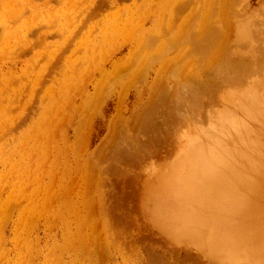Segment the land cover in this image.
Segmentation results:
<instances>
[{"label": "rangeland", "instance_id": "374dc122", "mask_svg": "<svg viewBox=\"0 0 264 264\" xmlns=\"http://www.w3.org/2000/svg\"><path fill=\"white\" fill-rule=\"evenodd\" d=\"M0 1H2L0 4V37L2 36L0 38V70L2 69V72L9 76V82L6 89L2 91V95H9L13 99L14 104L10 107V112L15 115L13 122L7 126V133L0 135V174L5 176L4 178L0 175V264H130V255L133 253L130 251L131 244L128 245L127 242L131 243L133 234L135 237L138 235L136 238L142 240L138 244L141 249L144 243L149 241L151 243L148 244L154 243L159 249L161 247L167 249V241L171 239L170 234L156 228L158 223L151 221L149 215V198H144V195L140 198L138 194V197L135 196V191L138 192L139 189L136 190L135 187L134 189L132 183L139 185L138 188H145L146 185L143 183H151L155 173L160 174L175 159L174 154L178 144L185 141V138L182 139L184 136L180 137L182 141H178L177 133L182 135V132L188 129L187 123L191 128L200 121L205 124L207 119V116L204 118L205 111L220 110L219 107L223 110L229 97L235 98L234 93L237 91H239L238 95L241 94L240 88L228 87L226 84V93L223 94L224 88H220L222 94L214 95V100L218 96L221 101L218 99L216 101L222 102V105H217V102L213 100L216 107L212 103L206 106L201 104L200 112L193 113V110H190L194 107L189 103H193L190 92L192 85L187 81L191 79L183 78L192 76L195 69L203 68L205 72L200 75L216 76L219 73L208 71L210 65L207 64L213 58L221 59L222 62V58L226 55L213 54L211 49L208 51L210 53H204L207 55L206 58L202 56L201 52L206 47H200L202 45H199L196 40L198 35L193 32H198V22L203 9H211L210 21L216 26L227 28L228 22L231 23L227 33L230 32L233 38L229 44H232L230 47L234 49L232 52L236 51L235 55H255L256 51L264 47V0H103L105 2L102 4H100L101 0H97L96 3L99 5H92L90 0H75L74 6H77L78 11L73 19L66 12L67 8L71 7L68 0H32L33 4L23 9L24 13L21 12V16L12 14V8L8 7L5 10L7 3L4 2L9 3L10 0ZM17 1L18 5L24 3L23 0ZM221 7L225 11H222V16L218 17ZM36 10L37 13H35ZM4 13H6L5 16ZM5 18H8L7 23L15 27L18 34L23 32L14 49L3 38V28L6 24L3 19ZM26 26L30 28L25 34ZM142 26L149 30L163 31L164 28V31L165 29L169 31V33L165 31L164 35H170L172 40L169 36V42V39L163 35L162 41L155 39L153 43L155 45H152L149 44L151 40L148 39L145 40L148 46L144 43L146 47L138 42H128L132 32L138 31ZM64 29L66 31H63ZM72 29H74L72 34L77 32V35L69 33ZM238 29L243 31L240 32ZM93 40L99 41L100 46H96ZM88 43L92 44L91 48ZM260 44L263 47L255 50L256 45L260 46ZM151 45L153 47L149 49ZM253 46H255L254 49ZM260 53L256 54L257 56L253 55L252 58L259 57ZM244 56L243 58H246ZM89 61H93L92 68H87ZM117 61L121 62H118L114 69L111 65ZM100 68L110 70V73L100 74ZM155 69L161 72L157 73ZM173 69L177 73L173 74ZM92 71L93 75L90 76ZM257 73L254 74L257 79L254 75L252 78L258 81L252 80L256 84L264 83V71L263 75L258 74L260 76H256ZM162 75L168 77L165 82L169 87L163 82L161 84L163 88L161 86L157 88L155 96L153 95L154 81ZM113 76L114 79L117 78L116 82L110 78ZM108 78L115 83L109 82ZM106 82L110 85L113 83L111 90ZM147 82H149V89L143 94L141 89L146 88ZM223 85L221 86L224 87ZM138 88L140 95L136 101L134 93ZM101 89L105 93L101 92ZM174 90L177 93L172 92ZM153 97H158L155 99L156 102L158 100V104L154 121L138 123L140 109L142 112L139 120L143 113V106ZM92 100H94L93 104ZM187 100L191 101L187 102ZM206 100L208 101L207 98ZM209 105L213 106H211L212 109H209L211 108ZM56 107L58 111L52 112V108L55 110ZM120 108L123 109L122 115L129 120V123L119 128L111 144L109 139L101 144L108 134L110 119ZM146 113L148 115L149 106L144 114ZM199 114L202 115L199 116ZM170 115L174 116V119L169 118ZM1 117L3 126L6 115ZM187 117L190 121L186 123ZM175 119L179 120V123ZM90 123L91 127L88 125ZM77 128L80 134L83 133L79 139L75 135ZM121 148L136 151L140 160L135 161L138 162L137 166L133 161L134 166L132 163L130 166L128 161L123 167L125 176L121 174L117 176L110 170L111 172L109 171L105 176L107 182L104 181L105 186L102 184L101 190L104 195L106 192L109 194L104 196L102 202L106 204L109 202L107 205L111 206L108 208H114L112 211L108 209L109 212H107L108 216L112 213V216H109L111 221H114L118 213L124 215L125 212V219L129 217L127 221H124V217L120 219L121 215L120 217L118 215V221H121L118 224L116 221L117 225L114 224L118 230L123 228L124 233L121 235L124 237H114V242H119L123 250L112 246L103 253V256H99L93 249L97 247L95 243L87 247L78 239L84 227V220L89 217L88 214L97 210L91 209L88 213L87 193H84L87 186L82 181L79 164L93 157L94 152L98 151L103 159L97 160V167H108L109 163H112L109 158L112 159L114 151ZM150 159L152 161H149ZM69 168L77 171L78 175H69ZM129 176L134 178L133 182L128 180ZM95 180H97L95 176L90 178L91 183ZM125 181L130 182L131 187L129 184L127 187ZM123 182L126 187L123 186ZM131 195L134 196L133 199L130 198ZM127 197L132 201L128 198L131 201L128 202ZM143 198L144 201H142ZM120 199H122L121 202L124 199L126 203H118ZM148 231L155 235L151 237L152 240H148L151 235ZM83 232H90V230L84 227ZM145 238H148V241L143 242ZM172 241L175 247L174 253L176 251L174 259H178L174 264H178L181 260L183 261L179 264H198L199 262L207 264L208 258L199 256L198 249L193 244L187 241L177 242L173 239ZM146 248L142 251H145V256L149 258L150 254L148 255ZM177 254H179L178 257ZM184 255V259L180 257ZM189 255L193 258L186 257H190ZM196 255L201 259L197 260L198 263H193L197 258H195ZM208 264L216 263L208 262Z\"/></svg>", "mask_w": 264, "mask_h": 264}, {"label": "bare ground", "instance_id": "6f19581e", "mask_svg": "<svg viewBox=\"0 0 264 264\" xmlns=\"http://www.w3.org/2000/svg\"><path fill=\"white\" fill-rule=\"evenodd\" d=\"M23 1H24L23 5H18L17 0H10L9 3L4 2V3H7V5L5 6V10L8 9V7L12 8L13 9V12H11L12 14H14L15 16H21V12H23V9H26V7H29V5L33 4L32 0H23ZM102 1L103 0H101L100 4L105 2V1L103 2ZM1 2L2 1H0V4ZM68 2L71 3V7H68L66 12H67V15L70 16L71 19H73L78 11L76 8L77 6H74V3H76V1L68 0ZM90 2L92 3V5L94 4L99 5L96 3L97 0H90ZM115 2L117 3V1H114V3ZM182 5H185V4H182ZM5 10L4 12H6ZM210 10L211 9L209 10L203 9V11L201 12V19L198 22V27H197L198 32H193V33L198 35L196 37V40L198 41L199 45H202L200 47H203V48L204 46L206 47V49L204 48L203 52H201L202 56L204 55L205 52H206L205 54H207L208 51H211V49H212L213 54L215 53L220 54V55L221 53L226 54L224 58H222V62H221V59L217 57L219 60L213 58L212 60L209 61V64H207V65H210L208 68V71L223 74V75L216 74V76H211V77L202 76L200 74L201 73L204 74L205 70L203 69L205 68H203L202 70H196L194 68L195 72L193 71L192 76L189 75L183 78V79L186 78L187 80L191 79L187 81L190 83V85H192L190 88L191 90L190 92L192 95L193 103L192 102H189V103L193 104L191 106H194V107H192V109L190 110H193V113H195L196 111H199L201 104L202 105L204 104L206 106L207 104L212 103V105H214L215 107L217 105L219 106L222 105L221 104L222 102H218L216 101V99H218V96L221 95L222 93L223 94L224 92L226 93L225 91V89L227 88L226 84L228 85V87L235 86L237 88H240L241 94L238 95L237 92L239 91H237L236 93H234L236 96L235 98L229 97L228 101L226 100L228 103L226 102L227 104L225 107H223V110H221V107H219L220 110L215 108L216 110L205 111L206 113L203 111L205 113L204 118L207 116L206 118L208 119V120L206 119L205 124L201 123L203 121H200L199 123L197 121L196 123L198 124L194 123L195 126L191 128L189 124L187 123L190 121V118L187 117L186 123H187L188 129L182 127L186 129L184 130V132H182L183 133L182 135L177 133L178 131L176 132L179 135V139L177 137L175 138H177V140L180 141L181 140L180 137L184 136L182 137V139L185 138V141H183L182 143L180 142L181 144H178L177 146L178 149L176 153L174 154L175 156L173 155L175 159L173 161L170 160L172 162L171 163L169 162L170 164L168 168L163 167L164 169L162 170L160 174L158 172H157L158 174L155 173V177H153L154 179L153 181H151V183L149 182L143 183L146 185L145 188L143 189L141 187L138 188L139 185H136L132 181L134 178L132 176H129L130 178H128V180H131L133 182L132 183L133 185L135 184V186L132 185V187L133 188L135 187L136 190L139 189L138 192L135 191L136 193L135 196H137L138 194L140 198L143 197V195H144V198L145 197L149 198V215H150L151 221L157 222L158 225L156 226V228L159 230L167 231L171 236V239L169 238L167 241V246H168L167 249L162 248V247H161L162 249L161 248L159 249L154 243L148 244L150 241L147 243H144L145 245L143 249H141V247L139 248L138 244L142 240L136 238L138 236L137 234H136L137 235L136 237L133 234V236H131L132 240L129 239L131 240V243L130 241L127 242L128 245L131 244L129 245L130 251L131 253H133L132 255H130L131 256L130 264H135V262L137 264H174L175 262L178 261V259L177 260L174 259L176 258L174 257V255L176 254V251L175 253L173 251L175 250V247H173L174 245H173L172 239L177 242L187 241L193 244L198 249L199 256H201L202 258L203 257L208 258V261H206L207 264L208 262L209 263L215 262L216 264H264V83L256 84L254 82L255 80L254 78H256L254 75L255 72L256 73L258 72L256 74L257 76L258 74L261 75L262 72L264 71V50H263L264 47L261 44L260 46L256 45L255 50H258L259 47L260 48L263 47V49L258 50L260 52L263 50V53L256 51L257 53H255V55L258 53L260 54L258 55L259 57H256L255 59L252 58L254 54H249L247 56L245 55L246 58H243L244 55L242 54L239 55L241 57H239L238 55H235L234 52L236 51L232 52L233 47H230L232 46V44H229L230 40L233 38H231L230 32L227 33L230 29L229 26H231V23L228 22L227 28L226 26L224 27L216 26L214 23L210 21V16L212 13V11L210 12ZM222 11H225V10L221 7L218 12V17L222 16L223 14ZM35 13H37V10ZM5 15L6 13H4V16ZM7 19L8 18L3 19L6 23L3 28V32H4L3 38L6 42H8L11 48L14 49L16 42L19 41L18 38L23 32L18 34L16 28L13 26H10L7 23ZM80 25L81 24H79V26ZM247 26L250 27L249 25ZM29 28H30L29 26H26L24 28L26 29L24 31L25 34L29 31ZM164 28L162 29L163 31H161L160 29L149 30V28H145L144 26H142L136 32L131 31L132 35L128 39V42H138L139 44L141 45L143 44V46L146 47L147 43L145 42V40L149 39L151 40L149 44L155 45L153 44L155 39L162 41V37L164 35V32L166 31V29L164 31ZM182 30L184 31V29ZM238 30L240 32L243 31L242 29H238ZM63 31H66V30L64 29ZM113 31L115 33L116 29L114 28ZM73 32H74V29L69 31L70 34H72ZM166 32L169 33L168 30ZM171 32L172 31H170V33ZM252 32H253V29H252ZM76 33L77 32H75L74 34ZM160 33H163V34L160 35ZM225 33H227V35H225ZM165 35L164 37H166L167 39L171 37L170 35H169L170 37L167 34ZM0 38H2V36ZM69 38L71 39L72 36ZM171 40H172V37H171ZM93 42H95L94 44L96 46H100L99 41L97 42L96 40H93ZM169 42H170V39H169ZM169 42L168 44H166V46L169 45ZM144 43L146 45H144ZM17 45L19 46V44ZM88 45H89V48L92 47V44L88 43ZM152 45L149 49L153 47ZM209 47H210V50H209ZM254 47L255 46H253V49ZM116 48H118V46ZM234 55L239 58L235 57ZM206 56L207 55H204L205 58ZM249 56L250 58H247ZM118 62H121V61H117L113 63L111 67L116 69ZM92 63L93 61H89L87 68H92L93 67ZM218 64H220L219 67H217ZM207 65H206V68H207ZM155 70L157 71V73L161 72L158 69H155ZM99 71H100V74L110 73V70H106L103 68H100ZM171 72L172 71L170 70V73ZM162 73H165V72H162ZM174 73H177V72H175L174 70L173 74ZM89 75L90 76L93 75V71ZM253 75H254V78H252ZM124 76H127V75H124ZM163 76L164 75L159 76V78H156L154 81L153 95L155 96H156L155 94L156 89L157 88L159 89L161 84L165 82L166 79H168V77L166 76L163 77ZM122 77L123 76H121V78ZM110 78L114 79V76ZM110 78H108L110 81L109 80L107 81L111 82L112 80ZM115 79L114 81L116 82ZM255 81H258V80H255ZM8 82H9V76L5 72H2V69H1L0 70V135L4 132L7 133L6 132L8 130L7 126L13 122L14 117H15V115L11 114L10 112L11 111L10 107H12V104H14L13 99H11L9 95H6V96L2 95L3 94L2 91L6 89ZM106 83L108 84L111 90L113 83H111V85L108 82ZM146 85H147L146 88L143 87L141 89L143 90V94L145 93V91L149 89V82H147ZM166 85L167 83L165 84V86ZM221 85H223L224 87H222ZM161 88L163 87L161 86ZM220 88L221 89L224 88L222 90L223 91L222 93H221ZM95 90L97 91V89ZM218 90L220 91V93ZM101 92L105 93L104 90L102 89H101ZM172 92L177 93V91L175 90ZM216 92H218L219 94ZM215 94H217L218 96L216 95L217 98H215L214 100ZM139 95L140 94H139V88H138V90L134 93L136 101L138 100ZM159 97L161 98V95H159ZM156 98L153 97L152 100L149 99L146 105L143 106V113L140 119L141 121L139 120L140 118L139 116L141 115L142 110L140 109V113H139L140 115L139 114H138L139 116L136 115L138 116V119H137L138 123L144 122V121L146 123L154 121L155 110L158 104V100L157 102L155 100ZM206 98L208 99V101L206 100ZM229 99H230V102H229ZM213 100L215 101V103L217 102L216 103L217 105H215ZM93 101L94 100H92V104H93ZM188 101H191V100H187V102ZM212 105H209V107H211ZM148 106H149V113L147 115V113L144 114V112ZM212 107L209 109H212ZM51 111L52 112L58 111V107H56L55 110L54 108H52ZM122 114H123V109L120 108L119 111H117V113L112 116V118L110 119L109 125H108V134L101 141V144L107 142L108 139L110 140L109 142L111 144L114 141L117 133L119 132V128L129 123V120L125 119L126 117L124 118ZM5 115H6V120L5 119L4 120L6 122L4 123L5 125L2 126L3 122L1 121L3 120L1 116H5ZM200 115L202 114H199V116ZM169 118L174 119V116L172 117V115H170ZM132 121H130V123H132ZM175 121H177V119H175ZM178 121L177 123H179ZM136 123L135 124L133 123V125H136ZM81 125L84 126V124L82 123ZM88 125H90L89 127H91V123ZM184 126H185V123H184ZM127 132H129V130ZM79 134L80 133L78 132V128H77L75 135L76 137H78V139L81 135L83 136V133H81L80 135ZM125 141H128V140H125ZM138 143H140V141H138ZM176 143L177 142H175V144ZM134 148L136 149L137 147L135 146ZM73 153L75 154V152ZM99 159L102 160L103 158L99 155V152L97 151V152H94L93 157L88 158L85 160L84 163L79 164V169L81 172L80 175H82L81 176L82 181L87 186V189L86 190L84 189L86 191V192L84 191V193H87L86 207L89 209L88 213L90 212L91 209L96 208L99 214H97L98 212H94L97 210H94L90 214H88L89 217L86 220H84L83 225L85 228H88L90 232H83L84 227L82 226L83 228L80 231L78 239L81 242V244L85 246L91 243H95L97 247L93 249L96 250L95 252L97 253V255L103 256V253L107 249H109V247H112V246L117 247V248L120 247L121 250H123V247L121 244H119V242L118 243L114 242V237L118 236L119 238H122L123 235L121 234L124 232H123V228L122 230H118L116 227V225L121 221V220L118 221L119 213L116 215V217H114L115 222L113 220L111 221L109 217V216H112V213L109 216L107 214V212H109L108 209H110L108 207H110L111 205L110 204L107 205L109 203L108 201H106L108 202L107 204L105 202H102V199L104 198L106 194L107 195L109 194L106 192V194L104 195V193L102 192L103 190H101V185L103 184V186H105L104 181H106L107 179L105 176L107 173H109L110 170L114 171L113 173L117 174V176L118 174L124 175L125 172L123 173V167L127 165L128 161H129L128 164L130 166H131V163L132 165L135 163L134 165L137 166L136 163L138 162H135V161L137 160L139 161L140 158L138 157V153L136 151H132L127 148L125 149L121 148V149H117L116 151H114L112 159L109 158V160H111L112 163H109L108 167L107 166L97 167V160ZM151 159L149 161H152ZM149 164H151V162ZM69 171H70L69 175L78 173L77 171H73L72 168H69ZM0 175H2L5 178L3 174H0ZM92 176H95V178L97 179L93 183H91L92 181L90 182V178H92ZM136 182H137V179H136ZM125 183H127L126 186L128 187V184L130 182L125 181ZM125 183L123 182V186H125ZM125 190L129 191L130 189L129 190L125 189ZM125 193L128 194V192H125ZM131 193L132 191L130 192V194ZM127 194L125 195L127 196ZM128 198L129 197H127L126 199L128 200ZM130 198L133 199L134 196ZM130 198L129 200L132 201V199ZM144 198L142 201H144ZM121 200L122 199H120V202L118 203H122V202L126 203L124 199L122 202ZM129 200L128 202H131ZM97 202L100 204H98ZM117 205L120 206V204H117ZM112 209L114 208H111L110 210L112 211ZM122 215L120 219L124 217L123 218L124 221L126 219L128 220L129 217L127 216V214L126 216L128 218L126 217L125 219V212H124V215L123 216ZM116 221H118L117 224H116ZM126 223L130 224L131 222L130 223L126 222ZM150 231L152 230L150 229ZM149 234L152 235L153 232H149ZM151 235L150 236L148 235L150 239L145 238L143 242L147 239L152 240L151 237H155L154 234H153L154 236L153 235L151 236ZM157 239L156 240L159 241V238ZM145 248H146V252H149L148 255L150 254L151 256V257L150 256L148 257L151 259L145 256V253H144L145 251L144 252L142 251V250H145ZM178 255L179 254H177L176 256L178 257ZM191 256H192V253H191ZM191 256L190 257L186 256V257L192 259L193 257ZM132 257H134V259H132ZM180 257L184 259L185 255L180 256ZM196 257L197 255L195 256V258ZM199 258L197 257L193 263L195 262L198 263L197 260ZM173 259L176 261H174ZM182 261L183 260L179 262H182ZM198 264H200V262Z\"/></svg>", "mask_w": 264, "mask_h": 264}]
</instances>
